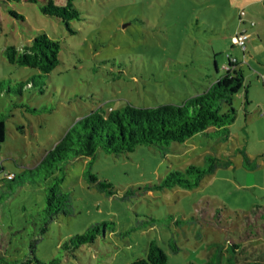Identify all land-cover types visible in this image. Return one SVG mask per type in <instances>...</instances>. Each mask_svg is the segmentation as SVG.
Masks as SVG:
<instances>
[{"label": "rangeland", "instance_id": "rangeland-1", "mask_svg": "<svg viewBox=\"0 0 264 264\" xmlns=\"http://www.w3.org/2000/svg\"><path fill=\"white\" fill-rule=\"evenodd\" d=\"M73 1L81 9V17L71 21L75 32L41 10L44 0H0V80L5 84L39 72L10 62L7 46L21 50L42 31L61 43L60 62L45 75L42 87L0 91V112L7 113L6 137L0 142V253L42 261L56 256L60 264H127L145 255L148 241L156 239L168 255L167 264H209L219 246V264H231L230 257L234 264H251L242 258L255 255L233 252L232 243L260 246L264 257L261 0ZM242 9L247 14L241 15ZM242 28L248 32L245 51L233 41ZM228 55L237 58L244 85L233 98L236 117L227 138L197 133L173 142L165 153L139 144L133 151L98 148L93 158H74L62 181L71 192L74 213H60L45 232L42 208L50 178L12 188L3 180L9 172L36 164L91 109L121 107L127 101L182 102L226 71ZM206 152L219 156L221 164L199 185L144 187L172 168L202 164ZM88 167L113 184V194L85 175ZM97 221L107 226L93 242L72 251L62 246ZM172 236L178 251L168 244Z\"/></svg>", "mask_w": 264, "mask_h": 264}, {"label": "trees", "instance_id": "trees-1", "mask_svg": "<svg viewBox=\"0 0 264 264\" xmlns=\"http://www.w3.org/2000/svg\"><path fill=\"white\" fill-rule=\"evenodd\" d=\"M41 10L45 14L58 17L71 32L76 31L71 21L81 17V9L73 0H67L64 4H58L54 0H44ZM11 12L17 17H22V14L15 10ZM60 50V41L50 37L45 31L35 35L21 50L14 45L7 46L5 53L10 62L36 68L39 72L15 85L5 84L6 80L2 79L0 91L13 90L19 93L25 85L42 87L45 75H49L60 62ZM228 56L226 71L215 80H211L203 90L190 94L182 102L136 105L127 101L121 107H111L106 110L98 106L91 109L77 118L36 164L24 167L19 172H12L10 177L6 174L3 180L8 181L9 188H12L13 184L20 185L37 178L45 180L50 178L45 187V205L42 208V230L45 232L49 223L60 213H74L71 192L62 188L66 165L74 158L82 156L93 158L98 148L110 153L133 151L139 144L154 145L165 153L173 142H183L197 133L212 138H227L230 132L229 126L236 117L233 98L244 85L242 68H237L238 62L230 60L231 55ZM246 101H248L247 93ZM6 120L7 113L0 112V142L6 137ZM202 159V164L189 163L185 168H172L158 182L146 184L144 187L153 189L175 185L187 188L197 186L206 174L215 171L221 164L219 156L211 152L204 153ZM85 175L99 188L108 189L109 194L114 193L113 184L107 179H100L90 167L85 169ZM262 216L264 217V212ZM105 226H107L106 221L94 222L84 232L71 235L62 246L72 251L85 243H91ZM168 244L174 251L180 249L174 236L168 239ZM34 246L32 242L31 248ZM231 248L233 252L255 255L253 259L243 257L242 261L246 258L245 261L251 264H264V257L259 253L260 246L252 245V249H248L241 243H232ZM221 255L222 249L219 246L212 253L209 264H219ZM229 260L234 264L231 257ZM167 263L168 255L163 247L156 239H150L145 255L136 257L127 264ZM0 264H60V258L55 256L48 261H42L35 256L9 258L0 253Z\"/></svg>", "mask_w": 264, "mask_h": 264}, {"label": "built area", "instance_id": "built-area-1", "mask_svg": "<svg viewBox=\"0 0 264 264\" xmlns=\"http://www.w3.org/2000/svg\"><path fill=\"white\" fill-rule=\"evenodd\" d=\"M246 13L245 10H241L240 14L244 15ZM252 24H254V21H251ZM248 37V33L246 31V29L242 28L240 29L234 36H233V41L235 44H238L239 46L242 47L243 51L245 50V44H246V39ZM230 60L232 61H237V58L235 56H230ZM7 176H12V172L11 173H7Z\"/></svg>", "mask_w": 264, "mask_h": 264}, {"label": "crops", "instance_id": "crops-1", "mask_svg": "<svg viewBox=\"0 0 264 264\" xmlns=\"http://www.w3.org/2000/svg\"><path fill=\"white\" fill-rule=\"evenodd\" d=\"M262 4H263V0H261L260 1ZM263 8H262V11H263V14H264V5L262 6ZM245 14H247V12L245 13ZM252 24V23H251ZM253 25V24H252ZM245 29V28H244ZM246 31H247V29H246ZM248 33V32H247ZM245 51V50H244Z\"/></svg>", "mask_w": 264, "mask_h": 264}]
</instances>
